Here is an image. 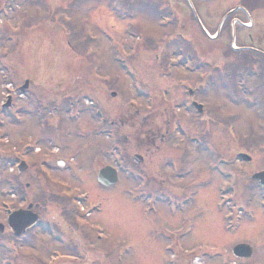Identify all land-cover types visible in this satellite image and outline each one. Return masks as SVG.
<instances>
[{
    "label": "rangeland",
    "instance_id": "374dc122",
    "mask_svg": "<svg viewBox=\"0 0 264 264\" xmlns=\"http://www.w3.org/2000/svg\"><path fill=\"white\" fill-rule=\"evenodd\" d=\"M102 4L99 9L95 0H0L6 12L0 20L4 29L0 32V103L6 102L5 88L18 87L24 80L28 81L23 95L13 96L10 101L14 107H20V121L1 115L4 121L0 123V224L6 228L2 218L4 209L26 204L14 196L15 183L12 184L16 182V189H22L19 193L23 194L25 202H30L32 207L39 206V217L50 218L57 226L66 228L69 219L62 211L67 203L56 199L61 188L58 182L48 183V173L47 176L56 180H72L83 193L87 192L91 205L99 203L102 211L86 220L107 228L113 226V218L116 220L113 226L116 253L122 259L114 261L110 253L113 241L108 238L103 244L109 252L107 257L87 248V258L96 264H107L106 260H112L113 264H170L169 255L162 247L165 242L158 234L162 227H181L189 233L181 237L186 248L191 244L193 249L211 255L216 261L237 260L231 253L232 246L246 243L252 252L248 261H239V264H264V199L260 200L264 196L250 177L264 169V154L259 149L264 138L256 130L254 107L228 103L222 79L217 81V88L210 91L201 88L207 70L227 64L235 69L242 63L224 53L227 52L224 43L202 37L198 27L189 25L187 16L182 17L185 18L183 26L165 28L157 24L158 20L141 12L110 10ZM237 4L253 9L259 5L262 16H257V20L264 24V0H218L213 3L214 20H206V26L204 24L210 35L218 29L224 12ZM17 23L20 26L14 25ZM166 29L171 33L166 35ZM226 31L229 28L226 27ZM171 34L172 37L184 35L190 41L174 42L167 38L159 41L160 37ZM179 49L187 55V60L179 55ZM189 55L191 58H187ZM198 61L210 65L199 66L188 73ZM4 77L8 84L2 81ZM184 83L196 90L194 96L203 103L201 115L193 113L191 118L189 112L178 106L187 100ZM110 92H114V96ZM163 92L166 102H162L160 96ZM88 102H96L105 115L117 121L121 144L119 162L121 151L128 163L131 155L140 153L143 161L136 168L156 178L166 175L161 164L165 159L164 147L157 140L156 148L137 151L138 131L146 130L149 123L163 134L166 122L179 123V130L199 138L202 144L193 145V153L183 147L178 151L181 153L178 158L181 184L170 185L178 197L193 190V199L179 207L173 204L171 209L162 201L154 202L153 213L146 215L143 211H148V203L143 201L148 190L153 189L140 188L136 182H131L129 172L112 188L113 199L109 192L102 191L93 178L99 167L111 163L102 154L109 143L99 133ZM67 106L78 112L76 118L68 119ZM51 107L56 109L52 111ZM119 122L123 125L118 128ZM170 129L168 127V131ZM230 129L237 139L229 138ZM173 139L170 133L165 134L168 146ZM206 143L213 146L220 159L228 158L230 170H238L236 180L233 172L222 167L226 163L212 159L205 149ZM236 151L246 152L251 157L243 170L237 169L233 158ZM14 156L27 164L18 174ZM42 160L56 169L41 172ZM213 163L217 169L212 167ZM230 175L233 177H228ZM234 183L233 199L222 204L220 189ZM139 192L143 198L139 197ZM239 206L244 209L242 214ZM106 216L113 218L106 219ZM228 216L230 219L226 218ZM4 233H0V246ZM85 236L90 238L89 233ZM7 240L10 241L7 238L2 244L4 252L0 247V259L3 254L6 261L10 259ZM57 240L56 235L51 241L45 232L32 230L27 241L21 243L19 255L11 256L12 260L17 264H49L54 259L53 264H66L57 262L65 251ZM93 243L97 246L101 242Z\"/></svg>",
    "mask_w": 264,
    "mask_h": 264
},
{
    "label": "flooded vegetation",
    "instance_id": "af4514ba",
    "mask_svg": "<svg viewBox=\"0 0 264 264\" xmlns=\"http://www.w3.org/2000/svg\"><path fill=\"white\" fill-rule=\"evenodd\" d=\"M98 1V7L101 8L104 5L108 9L115 8L116 10L119 9L121 11H131L136 10L137 12H141V14H145L144 10L145 6L143 3L149 2L151 6H155L158 8V10H162L161 15L167 14L169 11H174L177 15L176 21L182 22V25L185 23L183 16H187L190 20L189 25L193 24L195 27H200V32L202 34V37L210 40L211 42H220L221 44L224 43V45H227L226 50L227 52H224L226 55H233L234 59H239V62L242 63V66L237 67L238 70L235 72L236 69H232V67L226 65L225 68H223L225 71L223 74L219 73H210L207 76V84L208 87L217 88V81L219 79H222L223 81H227L226 84H221L223 88H227V98L229 100L228 103L232 104H242L243 107H246L249 105L250 107H254V114H255V124H256V130L259 131V136L264 138V24H261L259 20H257V16H262L260 14V6L257 8L247 9L243 5H235L233 7L228 8L223 16L224 18L222 25L220 27V30H215L213 35H210L207 32L206 26V20H214V11H213V3L218 0H95ZM149 5V4H148ZM1 13V8H0ZM205 24V26H204ZM226 27L229 28V31L225 32ZM204 28V29H203ZM207 34L205 33V31ZM180 37L179 42H186L190 41L186 38L184 35H179ZM186 39V40H185ZM233 42V46L231 44ZM231 48V50H229ZM190 56V55H189ZM228 57V56H227ZM226 57V58H227ZM253 64V65H252ZM252 65V66H249ZM220 86V85H219ZM233 88L232 92L229 91ZM6 97H10L11 101V95L6 94ZM15 97V95H14ZM225 97V96H224ZM185 106V112H189L191 115V118H193V98L191 96V99H187L186 102H182L181 104H178L179 107ZM226 107V106H225ZM11 109V113H8L7 116L17 115L20 112V107H14V104L10 102V105L8 107H3L2 104L0 105V113L2 114L7 113L8 110ZM56 109L55 107L53 108ZM175 109H173L174 113ZM231 115V114H230ZM174 117V116H173ZM232 117V116H231ZM99 121L96 124L98 129H100L99 133H102L103 136L106 138V140L109 143V146L103 150L102 154L104 157L108 160H110L111 163L103 165L98 168L97 172L104 166H111L113 167L117 173H118V181L121 180V176L124 175V172H129L128 179L131 182H136L138 186L145 187H151L153 190L155 187L158 188V190H148L149 192L147 195V198H152L156 200L157 202L162 201L164 203H174L178 202L181 199H187L190 200L193 199V190L186 191V193L178 197V194H174V192L171 190L170 185L181 184V181H179V178L182 177V170H180L179 167V157L181 158V153L178 151L181 150L183 147V150H189L190 152L193 151V142L196 141V138L193 140V135L190 134L188 131H186L184 134L179 131V123L175 124L172 123L171 125L167 123V128L165 133L160 134V131L158 128L150 126L151 124L148 123V126L146 127V130L144 131H138L137 134L140 139L137 138L138 141H135L136 149L139 152H146L149 149L156 146V141L160 143L164 148L162 152H164L165 159L162 160L161 164L165 167V178H156L154 175H147L144 171H141L140 169L136 168L140 166V163L143 161V156L140 153H137L141 156V162L140 163H134L132 155L130 156V163L126 162V156H121V161L124 163L125 166L118 164V132H117V121L115 119L109 118L104 113L98 115ZM230 117L228 116V120ZM142 121H145L143 119ZM120 125L123 124L120 122ZM143 125V124H142ZM110 126V127H106ZM141 124L139 125V127ZM143 127V126H142ZM168 127L171 128L168 131ZM178 130V131H177ZM171 134V137L174 139L171 140L169 143V146L167 145V141H165V134ZM175 133H177L176 136ZM184 136V139L182 138ZM178 139V141L176 140ZM187 143H190L189 145ZM197 144V142H195ZM187 145V147H186ZM194 149H198L197 147ZM260 152L264 154V142L260 144L259 146ZM203 150V148H202ZM213 153L211 155H216L217 158H220L219 153H217L215 150H213V146L209 149ZM242 151H236L235 155L237 156ZM193 153V152H192ZM225 162L230 163L228 158H222ZM235 161H238L237 158H235ZM264 161V160H263ZM40 162V161H39ZM128 163V165L126 164ZM240 164V163H239ZM247 163H242L240 166L245 168ZM40 167H42V170H49L54 171L56 167L53 164H49L47 160H42L39 164ZM242 168V170H243ZM264 170V169H260ZM238 174V173H237ZM46 175V174H45ZM48 175V173H47ZM46 175L47 181L49 184H54L56 182L59 183V186H68L69 188L72 187V189H68V193L64 192V190L61 191L58 196H56V199L58 201L64 200L67 205H63V214L66 215L67 219H69V222L66 223V228L59 227L57 224L50 218H46L47 220H44V218L39 217L38 211L39 206L35 205L32 207L33 212H35L38 215V220L36 224L27 229L22 235H15L13 232V229L6 224V216L2 217L4 220V223L6 224V228H2V231L0 233L6 232L4 239H2L3 242L7 240L9 244L7 245V250L10 252V259L8 260L9 264H17L16 261L12 260L13 256L16 258L19 255V249L21 247V243L23 241H27L28 236L30 235V232L35 229H39L42 232H45L48 238L51 241H54V235H57V242H60L63 245L64 253L60 260L57 262H63L66 264H96L91 259L87 258V248L89 250H97L100 254L107 257L109 255V252L107 251L106 246H104V242L107 241L109 238L111 241L110 245V253L114 257V261H117V253H116V235L114 234L113 228L115 227L116 220L113 217L106 216V219L113 218V226H109L110 228H107L105 225L91 222L90 220H86L87 217H90L93 213L101 212L102 210L95 211L97 208H92L89 205V196H86L83 194L82 189L79 187V185H75L72 180H56L54 178H50ZM97 175V174H96ZM126 176V177H127ZM94 183H96L102 191L109 192V197L112 198V188L116 186H104L101 183H99L96 178H93ZM256 183H259V180H255ZM47 185H49L47 182H45ZM163 183H167V185H163ZM72 184V185H71ZM264 185V184H263ZM17 186V184H16ZM262 186V185H261ZM257 184L260 189L264 188ZM25 188V187H24ZM15 187V197L19 199V202H23L24 196L22 193V189ZM51 197V196H50ZM55 197V196H53ZM52 197V198H53ZM113 199V198H112ZM62 202V201H61ZM25 205L17 206L15 208L19 209H26L27 205L30 202H24ZM90 207V208H89ZM168 207V206H166ZM12 208L11 210L15 209ZM88 208V210H87ZM31 210V211H32ZM87 210V211H86ZM174 216L176 217V213H174ZM180 226V225H178ZM87 230V232H86ZM108 231V232H107ZM167 231V234H165ZM165 232V233H164ZM78 233L79 236L77 237L75 234ZM86 233H89L90 238H86ZM161 237V239L165 242L163 244V251L169 255L168 262L170 264H239V261H248L247 258H236L237 260L234 261H223L215 259H212V256L207 255V253H203L200 250L197 251L193 249V245H189V248H186L187 245L182 242V236L183 235H189V233L182 234L180 231V227H173V228H167L163 227L162 230L158 233ZM104 235V236H102ZM34 237V235H33ZM35 238V237H34ZM88 239V240H86ZM102 240V241H101ZM96 241H99L97 246L93 243ZM14 242V243H13ZM1 244V250L3 252L5 249L2 247ZM4 246V245H3ZM5 247V246H4ZM181 251L184 252V254H181ZM52 252V250H51ZM53 259H51V263L53 264ZM107 264H113L112 260H106ZM264 262V261H263ZM50 263V264H51ZM0 264H6L5 257L3 254H1Z\"/></svg>",
    "mask_w": 264,
    "mask_h": 264
},
{
    "label": "water",
    "instance_id": "95a60500",
    "mask_svg": "<svg viewBox=\"0 0 264 264\" xmlns=\"http://www.w3.org/2000/svg\"><path fill=\"white\" fill-rule=\"evenodd\" d=\"M26 86H27V82H25V84L21 88H19V90H17V91H23L26 88ZM111 96H114V93H111ZM110 170L111 169L102 170L100 172V174H99L100 181H102V183H104L106 185H111L116 180V174H115V172L112 173V170H111V175H110ZM258 175L262 176V175H264V173L262 172V173L257 174V176ZM29 220H30V218H29ZM28 222L29 221L23 223L22 224V227L24 228V227L28 226L29 225ZM233 250L235 252H237L238 255H243V254L244 255H248V252H249V249L248 248L246 249V247L243 246V245H237V246L234 247Z\"/></svg>",
    "mask_w": 264,
    "mask_h": 264
}]
</instances>
